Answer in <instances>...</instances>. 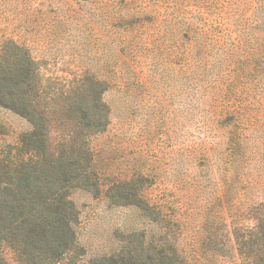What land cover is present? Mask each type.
Here are the masks:
<instances>
[{"label":"rangeland","instance_id":"rangeland-1","mask_svg":"<svg viewBox=\"0 0 264 264\" xmlns=\"http://www.w3.org/2000/svg\"><path fill=\"white\" fill-rule=\"evenodd\" d=\"M8 41L39 62L48 92L107 88L110 123L91 140L100 194L72 192L81 252L57 264L142 239L242 264L233 232L264 229V0H0ZM30 129L0 108V151ZM124 181L131 204L116 205L106 192Z\"/></svg>","mask_w":264,"mask_h":264},{"label":"trees","instance_id":"trees-1","mask_svg":"<svg viewBox=\"0 0 264 264\" xmlns=\"http://www.w3.org/2000/svg\"><path fill=\"white\" fill-rule=\"evenodd\" d=\"M106 89L103 82L92 81L48 92L39 62L14 41L0 42V108L31 125L17 146L0 151V264H10L7 250L16 264H57L81 252L75 231L80 211L71 194L76 189L100 194L91 140L110 123V109L103 101ZM130 186L131 181L114 183L106 194L116 205L131 204L126 192ZM233 235L242 264H264L263 228L257 225L248 234L235 230ZM220 252L214 245V257ZM90 264L198 262L179 247L142 239L131 241V251Z\"/></svg>","mask_w":264,"mask_h":264}]
</instances>
